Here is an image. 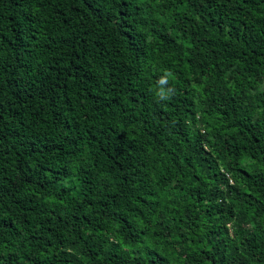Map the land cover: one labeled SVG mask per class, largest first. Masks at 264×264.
<instances>
[{
  "label": "trees",
  "instance_id": "obj_1",
  "mask_svg": "<svg viewBox=\"0 0 264 264\" xmlns=\"http://www.w3.org/2000/svg\"><path fill=\"white\" fill-rule=\"evenodd\" d=\"M0 264H264V0H0Z\"/></svg>",
  "mask_w": 264,
  "mask_h": 264
},
{
  "label": "clouds",
  "instance_id": "obj_2",
  "mask_svg": "<svg viewBox=\"0 0 264 264\" xmlns=\"http://www.w3.org/2000/svg\"><path fill=\"white\" fill-rule=\"evenodd\" d=\"M171 77H173V73L166 71L165 74L157 80L154 96L158 103L162 101H171L176 95V89L168 86Z\"/></svg>",
  "mask_w": 264,
  "mask_h": 264
}]
</instances>
